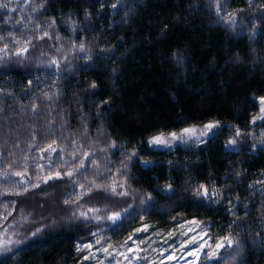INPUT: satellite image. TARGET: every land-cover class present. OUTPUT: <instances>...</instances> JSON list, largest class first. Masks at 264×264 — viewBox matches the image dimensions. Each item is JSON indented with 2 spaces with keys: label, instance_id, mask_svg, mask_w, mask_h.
Segmentation results:
<instances>
[{
  "label": "trees",
  "instance_id": "trees-1",
  "mask_svg": "<svg viewBox=\"0 0 264 264\" xmlns=\"http://www.w3.org/2000/svg\"><path fill=\"white\" fill-rule=\"evenodd\" d=\"M21 7H0V45L26 57L0 69V228L23 243L0 264H79L97 232L120 245L190 219L233 243L211 264H264V0ZM211 121L199 144L148 143Z\"/></svg>",
  "mask_w": 264,
  "mask_h": 264
},
{
  "label": "rangeland",
  "instance_id": "rangeland-1",
  "mask_svg": "<svg viewBox=\"0 0 264 264\" xmlns=\"http://www.w3.org/2000/svg\"><path fill=\"white\" fill-rule=\"evenodd\" d=\"M29 0H5L9 13H18ZM25 49L14 39L8 45H0V69L8 65L23 67L22 59L26 58ZM45 63L43 60H41ZM53 62V59H52ZM50 58L47 63L51 64ZM260 113L253 123H264V98H258ZM212 125V127H208ZM222 125L211 121L203 125L189 126L178 131L158 133L148 139V143L161 149H173L177 145L199 144L209 138ZM188 130V131H185ZM237 131L236 134H240ZM156 138L160 143L154 142ZM229 147L237 148V138H231ZM149 164L151 161H142ZM86 219L98 221L103 218L97 211L86 210L82 213ZM123 212L107 216L110 223L121 218ZM230 239L213 241L206 225L196 219L182 221L168 230L157 229L149 224L137 228L131 236L120 245L108 242L102 232H97L88 242L81 244L84 256L79 264H211L220 253L232 246ZM23 243L22 233L10 226L0 228V257L10 254ZM222 244V247L217 245ZM215 253V255H213Z\"/></svg>",
  "mask_w": 264,
  "mask_h": 264
},
{
  "label": "snow or ice",
  "instance_id": "snow-or-ice-1",
  "mask_svg": "<svg viewBox=\"0 0 264 264\" xmlns=\"http://www.w3.org/2000/svg\"><path fill=\"white\" fill-rule=\"evenodd\" d=\"M0 7H6V5L0 4ZM208 127H212V125H209ZM185 131H188V130H185ZM154 142H156V143H160L161 140H160L159 138H156ZM70 174H71V173H69V175H70ZM200 194H202V195H207V191L205 190L203 193H200ZM229 243H231V241H229ZM222 246H223L222 244L217 245V247H222ZM213 255H215V253H213Z\"/></svg>",
  "mask_w": 264,
  "mask_h": 264
}]
</instances>
